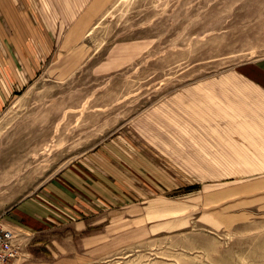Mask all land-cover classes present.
<instances>
[{
	"label": "rangeland",
	"instance_id": "rangeland-1",
	"mask_svg": "<svg viewBox=\"0 0 264 264\" xmlns=\"http://www.w3.org/2000/svg\"><path fill=\"white\" fill-rule=\"evenodd\" d=\"M106 2L0 116V214L79 160L99 201L9 264H264V0Z\"/></svg>",
	"mask_w": 264,
	"mask_h": 264
},
{
	"label": "crops",
	"instance_id": "crops-1",
	"mask_svg": "<svg viewBox=\"0 0 264 264\" xmlns=\"http://www.w3.org/2000/svg\"><path fill=\"white\" fill-rule=\"evenodd\" d=\"M106 3V0H0V116L37 80L45 61L53 56L59 58L58 53L53 55L49 49L55 27L71 31L62 41L71 44L74 29L84 28ZM70 21L75 23L67 27ZM235 74L264 93V58L241 65ZM77 163L66 164L34 193L0 214L4 226L17 234L19 251L35 234L82 220L91 203L99 201L91 200V196L98 194V185L90 183L88 160ZM8 187L6 181H0V190ZM0 193V200L8 198ZM71 218L75 221L71 222Z\"/></svg>",
	"mask_w": 264,
	"mask_h": 264
},
{
	"label": "built area",
	"instance_id": "built-area-1",
	"mask_svg": "<svg viewBox=\"0 0 264 264\" xmlns=\"http://www.w3.org/2000/svg\"><path fill=\"white\" fill-rule=\"evenodd\" d=\"M17 234L0 220V264H9L19 253Z\"/></svg>",
	"mask_w": 264,
	"mask_h": 264
}]
</instances>
